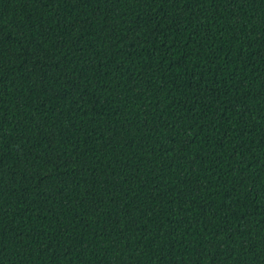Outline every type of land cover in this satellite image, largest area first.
I'll return each mask as SVG.
<instances>
[{
	"label": "trees",
	"instance_id": "16d2710c",
	"mask_svg": "<svg viewBox=\"0 0 264 264\" xmlns=\"http://www.w3.org/2000/svg\"><path fill=\"white\" fill-rule=\"evenodd\" d=\"M0 264H264V0H0Z\"/></svg>",
	"mask_w": 264,
	"mask_h": 264
}]
</instances>
